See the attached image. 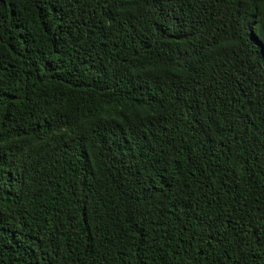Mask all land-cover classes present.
<instances>
[{
    "label": "trees",
    "instance_id": "trees-1",
    "mask_svg": "<svg viewBox=\"0 0 264 264\" xmlns=\"http://www.w3.org/2000/svg\"><path fill=\"white\" fill-rule=\"evenodd\" d=\"M0 264H264V0H0Z\"/></svg>",
    "mask_w": 264,
    "mask_h": 264
}]
</instances>
